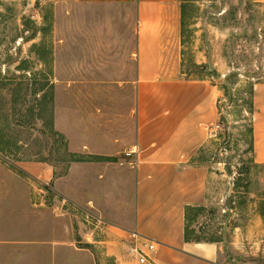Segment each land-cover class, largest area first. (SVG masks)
I'll use <instances>...</instances> for the list:
<instances>
[{"label":"rangeland","instance_id":"obj_1","mask_svg":"<svg viewBox=\"0 0 264 264\" xmlns=\"http://www.w3.org/2000/svg\"><path fill=\"white\" fill-rule=\"evenodd\" d=\"M178 2L171 76L222 89V140L202 155L211 200L190 213L188 234L247 263L264 239V166L252 163L264 0ZM136 29L133 5L0 0V264H139L123 232L134 219L126 153L136 131ZM118 152V163L91 161ZM25 162L55 167V178L26 173Z\"/></svg>","mask_w":264,"mask_h":264},{"label":"crops","instance_id":"obj_2","mask_svg":"<svg viewBox=\"0 0 264 264\" xmlns=\"http://www.w3.org/2000/svg\"><path fill=\"white\" fill-rule=\"evenodd\" d=\"M79 1L133 5L137 11V50L130 56L135 61L136 131L130 149L134 155L127 160L135 174L134 219L123 232L155 242L150 264H264V239L254 241L247 263L242 252L228 255L218 243L187 239L191 210L205 208L211 200L213 173L202 155L222 140L218 129L222 92L211 81L171 76L175 72L168 65L167 45L169 34L180 26L178 0ZM257 100L261 104L260 113L255 104L259 117L254 126L253 158L264 166V89ZM119 153L91 154V161L118 163ZM19 165L44 181L55 178V167L47 163ZM256 223L262 226L263 220Z\"/></svg>","mask_w":264,"mask_h":264},{"label":"built area","instance_id":"obj_3","mask_svg":"<svg viewBox=\"0 0 264 264\" xmlns=\"http://www.w3.org/2000/svg\"><path fill=\"white\" fill-rule=\"evenodd\" d=\"M220 129V127H218ZM127 157H132L134 155V151H130L126 153ZM99 223H103L100 219H97ZM131 245L133 246V252L136 254L138 258L139 264H150L151 256L156 251L155 242L148 240L137 233H130Z\"/></svg>","mask_w":264,"mask_h":264},{"label":"trees","instance_id":"obj_4","mask_svg":"<svg viewBox=\"0 0 264 264\" xmlns=\"http://www.w3.org/2000/svg\"><path fill=\"white\" fill-rule=\"evenodd\" d=\"M184 26V25H183ZM183 33H184V28H183ZM184 35V34H183ZM239 68V67H238ZM232 76L233 77H236V78H239L240 79V74L238 73V72H236V71H233V73H232ZM249 77V76H248ZM252 79V78H251ZM258 83H260V81L258 82ZM215 85H217L218 86V84H216V83H214ZM254 84H253V86H252V89H251V96L253 97H255V89H254ZM219 87V86H218ZM219 89L222 91V89L219 87ZM252 108H253V112L251 113V115L253 116L254 114H255V102L253 101V106H252ZM219 110H220V113H221V100L219 101ZM221 115H222V113H221ZM252 132H253V140H252V151H253V154H254V127H253V129H252ZM252 163L254 164V165H256V166H258L256 163H255V160H254V158H253V160H252ZM191 211H195V210H191ZM189 225H188V227H187V239H189V240H192V239H190V237H189Z\"/></svg>","mask_w":264,"mask_h":264}]
</instances>
